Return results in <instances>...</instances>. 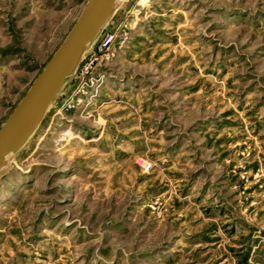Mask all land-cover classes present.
<instances>
[{"label": "rangeland", "instance_id": "obj_1", "mask_svg": "<svg viewBox=\"0 0 264 264\" xmlns=\"http://www.w3.org/2000/svg\"><path fill=\"white\" fill-rule=\"evenodd\" d=\"M88 0H0V128ZM0 264H264V0H123L0 170Z\"/></svg>", "mask_w": 264, "mask_h": 264}, {"label": "water", "instance_id": "obj_2", "mask_svg": "<svg viewBox=\"0 0 264 264\" xmlns=\"http://www.w3.org/2000/svg\"><path fill=\"white\" fill-rule=\"evenodd\" d=\"M121 0H88L76 23L0 128V170L28 143Z\"/></svg>", "mask_w": 264, "mask_h": 264}, {"label": "bare ground", "instance_id": "obj_3", "mask_svg": "<svg viewBox=\"0 0 264 264\" xmlns=\"http://www.w3.org/2000/svg\"><path fill=\"white\" fill-rule=\"evenodd\" d=\"M122 1H123V0H121V1L118 3L117 8L120 6V3H121ZM87 50H88V49H87ZM86 52H87V51H86ZM85 54H86V53H85ZM85 54H84V55H85Z\"/></svg>", "mask_w": 264, "mask_h": 264}]
</instances>
